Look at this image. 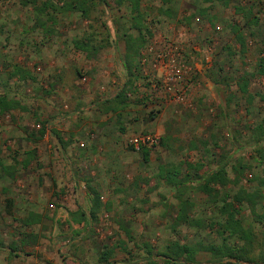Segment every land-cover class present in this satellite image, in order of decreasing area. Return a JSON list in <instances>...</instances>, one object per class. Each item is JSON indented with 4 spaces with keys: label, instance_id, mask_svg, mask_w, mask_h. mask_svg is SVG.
Returning <instances> with one entry per match:
<instances>
[{
    "label": "rangeland",
    "instance_id": "1",
    "mask_svg": "<svg viewBox=\"0 0 264 264\" xmlns=\"http://www.w3.org/2000/svg\"><path fill=\"white\" fill-rule=\"evenodd\" d=\"M171 1L174 3L169 7L171 11L168 12L169 16H167L165 7H168ZM201 2L203 1H141L140 10L151 29L153 37L145 49L141 51L139 62L137 63V60H135L139 73L145 78L144 81L139 78V81L144 82L143 87L149 86V83L147 85L145 81L147 78L151 81L155 72L152 70L153 63L146 64L151 61L153 53L162 50L163 46H160L165 41L166 44L178 47L181 50V60L189 68L185 76L188 80L187 84L189 88H193L189 90L191 91L190 97L192 99L187 98V103L185 104H170L163 99V104L182 107L186 112L191 110V112L201 111L207 118H205L207 124H210V120H224L225 124L216 128V130H221V133H225V135L221 137L220 141L218 139V142L215 141L209 144L214 152L212 153L213 155L200 154L197 156V158L201 157V155L202 158L205 156V159L202 162L200 161L203 165L202 169L199 167L196 169L198 171L200 169L199 173L201 174H209L215 169L217 164L221 163L222 166L226 167L229 179L233 180V171L235 169L239 171V167L243 166L244 172L239 184L235 187L229 184L226 190L231 195L237 192L239 187L251 192L257 188L254 177L259 174L261 167L264 166V158L260 159L256 153L257 149L264 146V124H262L261 130L258 129V126L262 123V119H264V99H259L260 97H264V75H259L257 71V60L259 57H264V0H241L238 3L246 12H252L251 16L257 18L258 25L256 26L247 25L249 16L246 18V15L236 14L233 5L225 7L215 3L211 7L207 5L208 3L205 4L204 2L207 12L210 11V7V12L219 15L220 21L216 16L212 18L216 27L212 29L211 34L215 36L216 41H213V45L210 43L207 54H205L204 49L199 47L200 49L195 59L189 61L185 57L186 48L184 45L182 43H173L168 39H170V35L177 33L178 27H185L184 33L190 36L194 35L191 38H194V40L198 38L195 42L199 43V34L195 33L196 30H189L188 26L200 21L199 16L196 17L198 20L195 18L191 19V14L192 10H195V5L199 7ZM106 4L104 7L98 6L90 18L93 27L98 28V30H102L101 22L109 27L110 35L108 40L111 44L101 50L97 54V58L88 59L83 53L75 50L72 46V40L81 38L87 30V24L89 23L78 14L55 15L54 22H45L47 16H42L39 23H45V28L47 29L45 31V28L42 30L37 26L38 16L31 7L21 6L18 0H0V96L4 95L9 99L12 98L16 102H19L17 110L0 115V146L9 148L13 152L14 150H20V156H17V154L16 156H13V154L10 156L20 159V157H23L22 150L30 146H37L39 142L37 145H33V142L31 143L27 140L29 137L38 140L37 138L40 136L44 125H46L47 131L51 132L52 120L49 121L50 123L48 121L44 123L38 121V113L28 112V106L31 105L32 107H30L34 111V106L39 100L43 99L45 101L52 94L56 93L53 91L55 89L54 85L52 87L49 86V82L51 81L49 77L53 73V69L50 66L53 60L58 62L56 68L58 70L61 68L62 81H64V85L68 90L63 91L64 95L61 97L67 104L68 116L74 110L72 98L76 97L78 91L82 90L81 88L84 89L87 85L92 86L88 82L89 78H95L93 82L96 81L97 87L103 86L101 84L104 80V77H102L104 75L103 69L99 67L101 69L99 72L97 67L92 70H90V67L93 65L97 66L96 64L98 63L100 65L106 64L104 67H110L111 70L117 71L115 68L120 65L118 62L120 61L122 64L123 57L119 60L118 56L121 49L124 55V42L119 36L122 30L126 29L130 23L129 5L125 3L117 6L113 0H106ZM180 8H182L181 11H175V9L178 10ZM177 17L179 18L178 20H176ZM232 28L240 29L245 37L246 51L242 55L235 54L229 56L225 52L226 47H231L232 53L239 51L231 30ZM96 38L105 39L106 37L103 35ZM158 40L159 43L155 44L154 42ZM150 47H152L151 51H149ZM164 48L167 47L165 46ZM104 54L109 57L110 61L106 58L103 59ZM206 55L208 59H206ZM141 56L143 57L141 58ZM218 57L220 65L215 63L213 67H221V69L227 70H224V74L220 75V80H222L221 82L218 80L220 83L217 86L214 84V80H212L214 77L207 74L211 82L209 85L211 89L208 91L209 87H205V91L208 92L209 96L206 95V97L198 98L201 101L198 105L206 106H203L204 110H201V107L195 110L193 95H198L197 90H200L202 87L197 77L195 64L197 62L201 63L204 68L205 62L211 64ZM143 59L146 62L144 65H141ZM104 62L106 63L104 64ZM223 63L225 65L221 66ZM26 64L32 68L31 72L23 74L17 71L20 67L25 68ZM143 70L147 72V75L143 74ZM107 72H110L108 68ZM222 76L227 78L223 79ZM29 77H31V80ZM109 77L115 83L120 82L119 74L116 72L110 73ZM241 78L246 79L248 82L247 95L251 96V99L248 96H242L243 94L237 88V84ZM75 81H78L80 87L76 88L74 86L73 82ZM43 84H48L49 87L44 88ZM58 86L60 87V85ZM98 91L101 94L105 93L102 89H98ZM90 92L93 93L91 90ZM160 93L163 98V92ZM95 94L98 97L96 100L98 104L101 101L99 98L101 95L98 92H95ZM228 94L235 96L237 100L234 103L229 101L226 99ZM29 101H31L30 105H28ZM229 103L234 105L233 109L230 110L231 112L228 110ZM16 123H18V130L15 128ZM2 126H7V128H2ZM42 131L44 132V130ZM214 133L217 134L218 132L215 131ZM24 135L27 136V139ZM228 143L230 145L227 149ZM38 148H40L39 145ZM231 152L234 153L231 154ZM179 160L181 162L186 161L185 155H182ZM36 162L38 163L39 161L36 159ZM148 172L150 173L151 170ZM193 173L195 174V171ZM1 175L2 171L0 170V177ZM16 176L17 179L13 183L24 178V175L21 173H16ZM5 180L1 182H8L7 179ZM9 181L12 183V180ZM216 189H219V187L216 186ZM145 196H148V193L145 192ZM187 196V202L191 204L188 211L190 218L193 221H204V225L199 227L194 224L193 227H189L175 224L174 221L179 210V202L174 197H169L167 201L162 203L153 202L149 204L153 209L154 216H156L154 218H120L118 215H126L129 212L127 211L129 209L125 208L127 203L120 202L119 209H117V211H120L119 213H113V210H111L112 206L99 209L100 211H98L95 219L89 218V220L87 219L86 222L80 224L73 223L69 215H58L59 213H57L53 215L52 219L48 216L44 217L39 224L32 226L21 216L22 211L19 208L20 206L18 203H15L13 207H16L18 204L16 208L19 209L20 213L16 212L13 216L7 214L0 219V227L3 230V237L0 239V264H31V258L24 251L28 247L30 249H34V247L39 248L40 252L34 250L33 253L37 252L38 255L41 254L42 260L40 261H42V264H165L161 260V254L165 253L166 246L173 242H178L179 244L201 242L205 245H219L221 243L218 235L219 227L217 224L213 227L210 225L222 219L216 205L215 208H212L213 206L208 204V198L198 192L196 188H191ZM142 205L145 207V204ZM259 206L260 208L264 206V199ZM52 207L53 205H51ZM123 210L126 212H123ZM241 217L244 219L245 226L252 228L254 233H259L264 229L258 224L253 223V217L245 206L242 207ZM130 222H132L136 231L130 229ZM41 223L43 225H57V227L52 234L49 233L48 228L41 227ZM33 228H36V230ZM71 229L77 231L72 232ZM9 246L15 248V255H18V257L8 252L7 248ZM103 246H107L113 251L107 263L99 262L100 253L104 250ZM146 246L150 247V254L145 253ZM2 253H9V257L4 258ZM150 258L154 260L151 261ZM209 261L210 256L205 253L199 254L196 259L197 264H207Z\"/></svg>",
    "mask_w": 264,
    "mask_h": 264
},
{
    "label": "crops",
    "instance_id": "2",
    "mask_svg": "<svg viewBox=\"0 0 264 264\" xmlns=\"http://www.w3.org/2000/svg\"><path fill=\"white\" fill-rule=\"evenodd\" d=\"M202 1V6L195 5V10L193 9L191 14V19H197L196 17L199 16L200 21L188 26L189 30H196L195 33L199 34V43L195 42L198 38L196 40L191 38L194 35L190 36L184 33L185 27H178L177 33L170 35V39H168L173 43L184 45L186 48L185 57L189 61L195 59L200 48L204 49L205 54H207L210 43L213 45V41H216L215 36L211 34L212 29L216 27L212 18L216 16L219 19V15L210 12L209 7H213L215 3H205L209 5L207 6L210 10L208 13L204 7V0ZM173 3L171 1L169 6L165 7L167 12L171 11L169 7ZM181 10L182 8L175 9V11ZM178 19L177 17L176 20ZM167 45L170 44H166L165 41L160 47L163 46L164 48ZM104 55L103 59L106 58L110 61L109 57L106 54ZM122 57L123 51L121 49L118 59L120 60ZM206 59H208L207 55ZM218 60L219 57L213 60L211 64L205 62L204 68L201 63L197 62L195 64L198 80L202 84L201 89L197 90L198 95H193L195 110L198 107L204 110L203 106H206H199L198 103L200 104L201 101L198 98L209 96L208 92L205 91V87H209L208 91L211 89L209 86L211 82L207 74L214 77L212 80L217 86L222 80H220L219 74L222 75L224 70H227L213 67L215 63H218ZM57 63L56 60H53L50 66L53 73L49 77L51 79L49 86L54 85L55 89L53 91L56 93L45 101L43 99L39 100L34 106V111L30 105L31 101L28 103L31 106H28V112L38 113V121L42 123L48 121L50 123L49 121L52 120L51 132H48L46 125H44L42 127V130H44L43 135L38 136V140L29 137L27 141L33 142V145H37L39 142L40 148H38V145L28 146L29 148L22 150L23 157H20V159L13 157L16 154L18 156L20 150H14L13 152L9 148L0 146V170L2 171L0 177V219L7 214L13 216L16 212H19V209L16 208L18 204L22 211L21 216L32 226L39 224L44 217L48 216L52 219L53 215L57 213H59L58 215H69L73 223L78 213L83 214L82 218L87 220L91 218L90 212L95 198L99 202L100 209L112 206L113 213H119L120 211H117V209H119L120 202H126L127 206L125 208L129 209L127 210L129 212L126 215H118L123 219H134L135 217L138 219L154 218L156 216H154L153 209L149 204L165 202L169 197H174L178 202H187V194L190 189L196 188L198 190L202 178L206 175L199 173L203 167L201 162L205 159V156L202 158V155H213L214 152L209 144L215 141L218 142V139L220 141L221 137L225 135V133H221V130H216V128L224 125L225 121L216 119L210 120V124H207L205 122L207 118L201 111L191 112V110L186 112L182 107L163 104L161 91L153 89L149 78L145 81L147 85L149 83L148 87H143L144 79H141L143 80L141 82H136V92L128 95L127 105L123 110L117 113L99 111L96 101L98 97L95 92L101 95L99 97L101 101L111 99L126 82L125 71L121 67L120 61L118 62L120 65L115 68L117 71L107 67L110 71L107 72V68L104 67L106 64L100 65L98 63L97 66L90 67V70L97 67L99 72L100 68L103 69L104 75L102 77H104V80L101 82L103 86L97 87L96 81L93 82L95 78H89L88 82L92 86L87 85L84 89L81 88L82 90L78 91L76 97L72 98L74 110L68 116L67 104L61 98L64 95L63 91L68 90L64 85V81H62L61 68L59 70L56 68ZM149 64H152V62H147L146 65ZM19 69H22L24 73L32 71L28 64L25 65V68L20 67ZM113 72L119 74L120 82L115 83L111 80L109 76ZM29 79L31 80V77ZM73 84L76 88L80 87L78 81L73 82ZM43 85L44 88L49 87L48 84ZM98 89L104 90L105 93L101 94ZM187 89V98L192 99L189 90L193 88H189L187 84ZM61 91L62 93H60ZM242 96H247V94ZM6 98L9 101L16 102L12 98ZM226 99L233 103L237 100L231 94H228ZM16 104V108L8 112L17 110L19 102H16ZM233 107L234 105L229 103L228 110H232ZM17 125L18 123L15 124V128L18 130ZM2 128H7V126H2ZM11 130L13 129L11 128ZM215 131L218 133H214ZM140 134H157L160 137L157 146L150 149L144 148V151L147 152L146 160L143 157L144 151L136 152L127 146V140L130 137ZM24 137L27 139L26 135ZM229 145L230 143H228L227 149ZM233 153L231 152V154ZM11 154L13 156H10ZM200 154H202L201 157L197 158ZM182 155H185L186 158L184 162L179 160ZM36 159L39 161L38 163ZM218 166L219 164L213 171ZM197 167L200 168L199 171L196 169ZM172 168H178L180 172L178 177L182 181V191L180 193L160 177L162 173L169 172ZM192 171H195V174ZM16 173L23 174L24 178L13 183L17 179ZM5 179L8 182L2 183L1 181H6ZM9 180H12V183ZM145 192L148 193V196H145ZM15 203L18 204L13 207ZM50 204L53 205L52 208ZM142 204H145V207ZM29 225L28 227H30ZM42 226L48 228L49 233L52 234L57 227V225H43L41 223ZM133 226L130 222V229L136 231ZM33 229L36 230V228ZM74 229H71L72 232L77 231ZM2 232L3 230L0 227V239L3 237ZM7 249L10 254L12 253L13 256L18 257V255H15V248L9 246ZM34 250L40 252L37 247L24 249L27 256L31 258V264H42V261H40L42 260L41 254L38 255L37 252H34V254ZM9 253H2V256L7 258ZM150 260L154 259L150 258ZM162 262L165 263L163 260Z\"/></svg>",
    "mask_w": 264,
    "mask_h": 264
},
{
    "label": "trees",
    "instance_id": "3",
    "mask_svg": "<svg viewBox=\"0 0 264 264\" xmlns=\"http://www.w3.org/2000/svg\"><path fill=\"white\" fill-rule=\"evenodd\" d=\"M141 1L142 0H113L117 6L125 3L129 5L128 12L130 15V23L126 29L122 30L119 36L124 42L122 67L126 74V82L113 98L98 102V110L103 113H117L123 110L127 105L128 95L136 92V82L139 81V78L145 79L139 73L137 63L139 62L141 51L145 49L153 35L140 10ZM240 1L241 0H204L205 3H218L225 7L233 5L236 14L246 15V18L249 16L247 25H258L257 18L251 16L252 12H246L238 5ZM18 2L23 7H31L33 9L38 16V23L40 22V18L44 15L47 16L45 22H54L55 15L59 14H78L82 19L89 22L83 36L80 39L72 41L73 48L83 53L88 59L97 58V54L111 44L108 40L110 35L109 27L101 22L100 25L102 30H98V28L93 27L91 24L92 20L90 18L91 14L96 11L98 6L104 7L107 5L106 0H18ZM166 14L169 16L168 12ZM38 23L37 26L44 30L45 23ZM46 30L45 28V31ZM231 30L235 43L239 47V51L232 53L233 50L231 51V47H226L225 52L229 56L235 54L242 55L246 51L245 37L240 29L232 28ZM103 35H105V39L96 38L97 36ZM135 60H137V63ZM257 61V71L259 75L262 76L264 75V57H259ZM224 65L223 63L222 66ZM17 71L24 74L20 69ZM222 78L225 79L227 77L222 76ZM237 88L243 95L248 94L247 80L241 78L237 84ZM247 96L251 99L249 95ZM259 99H264V97H260ZM16 105V102L9 101L5 96H0V115L16 108ZM262 124H264V119H262V123L258 126V129L261 130ZM42 135L43 131L41 130L40 136ZM144 150L145 149L142 148L140 152ZM256 153L260 159H263L264 146L257 149ZM143 157L144 160H146V151L143 152ZM243 172V166L239 167V171L235 169L233 171L234 178L230 180L226 167L224 165L222 166L220 163L215 171L206 174L202 178V183L198 186V191L208 198V204L210 206L212 205V208H215L216 205L217 211H219L218 213L221 215V221L210 224L212 227L215 226V224L218 225V235L221 243L213 246L205 245L201 242L193 244H179L178 242H173L167 245L165 253L161 254V258L166 264H197V256L201 253L210 256V261L207 264H264V229L259 233H254L252 228L245 226L244 219L241 217L242 207L245 206L253 217V223L264 228V206H261V208L259 206L264 199V166L261 167L259 174L254 177V181L257 184L255 190L248 192L239 187L238 191L231 195L226 190V187L229 184L234 187L238 185L243 176ZM179 175L180 172L178 168H172L169 172L162 173L160 177L163 178L166 183L175 187L177 192L180 193L182 191V181L178 179ZM216 186L219 187V189H216ZM190 206L191 204L188 202H179V210L174 221L175 224L189 227H193L194 224L199 227L204 225V221H193L190 218L188 214ZM92 207L90 217L95 219L100 209L97 198H95V202L93 200ZM83 216V214L78 213L73 221L78 224L86 222V220L82 218ZM126 234L127 236L129 235L128 232ZM103 248L104 250L99 256L100 263L107 262L113 253L107 246H103ZM145 253L150 254L149 246H146Z\"/></svg>",
    "mask_w": 264,
    "mask_h": 264
},
{
    "label": "built area",
    "instance_id": "4",
    "mask_svg": "<svg viewBox=\"0 0 264 264\" xmlns=\"http://www.w3.org/2000/svg\"><path fill=\"white\" fill-rule=\"evenodd\" d=\"M154 43H159V40ZM166 47L152 54V70L155 74L152 76L150 84L153 85V89L163 92V99L166 102L170 104H185L187 103L188 92V80L185 75L189 68L181 60V50L178 47L172 45H167ZM151 48H149V51H151ZM145 62L146 60L143 59L141 65H144ZM143 74L147 75V72L143 70ZM159 141L160 137L157 134H140L130 137L127 140V146L139 152L142 148L150 149L157 146Z\"/></svg>",
    "mask_w": 264,
    "mask_h": 264
}]
</instances>
